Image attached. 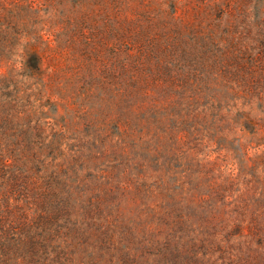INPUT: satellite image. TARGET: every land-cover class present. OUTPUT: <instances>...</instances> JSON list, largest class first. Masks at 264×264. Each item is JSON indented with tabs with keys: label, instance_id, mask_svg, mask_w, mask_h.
Returning a JSON list of instances; mask_svg holds the SVG:
<instances>
[{
	"label": "rangeland",
	"instance_id": "374dc122",
	"mask_svg": "<svg viewBox=\"0 0 264 264\" xmlns=\"http://www.w3.org/2000/svg\"><path fill=\"white\" fill-rule=\"evenodd\" d=\"M0 264H264V0H0Z\"/></svg>",
	"mask_w": 264,
	"mask_h": 264
}]
</instances>
